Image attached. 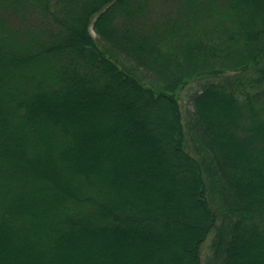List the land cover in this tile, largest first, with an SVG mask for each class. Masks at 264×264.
<instances>
[{"label": "trees", "instance_id": "obj_1", "mask_svg": "<svg viewBox=\"0 0 264 264\" xmlns=\"http://www.w3.org/2000/svg\"><path fill=\"white\" fill-rule=\"evenodd\" d=\"M206 240L264 264V0H0V264Z\"/></svg>", "mask_w": 264, "mask_h": 264}, {"label": "rangeland", "instance_id": "obj_2", "mask_svg": "<svg viewBox=\"0 0 264 264\" xmlns=\"http://www.w3.org/2000/svg\"><path fill=\"white\" fill-rule=\"evenodd\" d=\"M187 90L188 89H186L185 91L187 92ZM185 91H183V92H185ZM189 91V90H188ZM182 92V93H183ZM181 101H182V104L185 106V107H189V104H188V102H187V100L185 99V94L183 93L182 94V96H181ZM207 245H208V240H206L204 243H203V245H202V260H203V263L202 264H205L206 262V257H207V251H206V249H207Z\"/></svg>", "mask_w": 264, "mask_h": 264}]
</instances>
